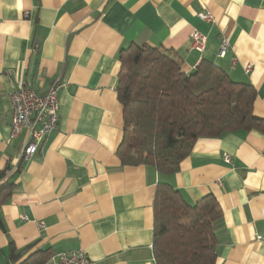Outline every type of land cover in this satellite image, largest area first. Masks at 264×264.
I'll return each mask as SVG.
<instances>
[{
	"label": "crops",
	"instance_id": "obj_1",
	"mask_svg": "<svg viewBox=\"0 0 264 264\" xmlns=\"http://www.w3.org/2000/svg\"><path fill=\"white\" fill-rule=\"evenodd\" d=\"M16 2L0 0V169L14 182L0 207V264L33 254L54 264L80 249L91 264H157L153 204L162 181L190 203L210 193L220 202L217 264H264L263 132L200 137L172 174L124 165L117 154L120 53L132 43L172 48L187 70L212 60L256 88L254 111L264 118V0H22V11L10 7ZM194 30L207 36L203 52L190 48ZM223 35L230 48L220 56ZM56 77L65 84L58 128L21 160L26 134L10 137L13 83L24 79L43 94Z\"/></svg>",
	"mask_w": 264,
	"mask_h": 264
},
{
	"label": "trees",
	"instance_id": "obj_2",
	"mask_svg": "<svg viewBox=\"0 0 264 264\" xmlns=\"http://www.w3.org/2000/svg\"><path fill=\"white\" fill-rule=\"evenodd\" d=\"M120 60L117 92L124 127L117 154L122 164L152 165L172 174L200 137L252 129L264 133V118L254 111L256 88L233 80L212 60L202 58L187 70L176 50L137 43L124 48ZM10 177L0 169V207L13 191ZM153 208L157 264H217L223 208L215 195L190 203L162 181ZM0 226L4 229L1 216ZM34 257L19 262L11 244L10 258L19 264H44L49 258Z\"/></svg>",
	"mask_w": 264,
	"mask_h": 264
},
{
	"label": "built area",
	"instance_id": "obj_3",
	"mask_svg": "<svg viewBox=\"0 0 264 264\" xmlns=\"http://www.w3.org/2000/svg\"><path fill=\"white\" fill-rule=\"evenodd\" d=\"M199 16L209 21L213 19L210 12H201ZM190 38L191 49L199 52L205 50L206 35L194 30ZM229 48V38L223 35L219 55L225 56ZM250 69L251 66H248L247 70ZM64 85L61 78L56 77L49 89L45 93L39 94L24 79H18L13 83L12 90L9 93L12 106L10 137L14 139L23 131L26 134L20 155L21 160L32 157L38 151L40 144L58 128L61 109L59 90ZM226 158L230 160V155L226 154ZM54 264H91V260L86 251L80 249L74 252L59 253Z\"/></svg>",
	"mask_w": 264,
	"mask_h": 264
},
{
	"label": "clouds",
	"instance_id": "obj_4",
	"mask_svg": "<svg viewBox=\"0 0 264 264\" xmlns=\"http://www.w3.org/2000/svg\"><path fill=\"white\" fill-rule=\"evenodd\" d=\"M10 7H15L16 9L22 11L24 4H23L22 0H17V2L14 5H11ZM12 55H13V57H15L16 52H13Z\"/></svg>",
	"mask_w": 264,
	"mask_h": 264
},
{
	"label": "rangeland",
	"instance_id": "obj_5",
	"mask_svg": "<svg viewBox=\"0 0 264 264\" xmlns=\"http://www.w3.org/2000/svg\"><path fill=\"white\" fill-rule=\"evenodd\" d=\"M0 259L2 260V255H1Z\"/></svg>",
	"mask_w": 264,
	"mask_h": 264
}]
</instances>
